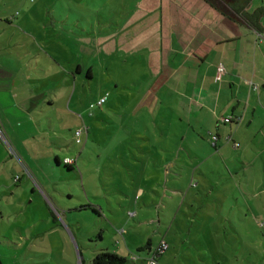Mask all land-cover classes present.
I'll use <instances>...</instances> for the list:
<instances>
[{"label": "rangeland", "instance_id": "obj_1", "mask_svg": "<svg viewBox=\"0 0 264 264\" xmlns=\"http://www.w3.org/2000/svg\"><path fill=\"white\" fill-rule=\"evenodd\" d=\"M204 11L215 12L204 0H0L1 264H89L102 251L147 264L162 241L157 264H264V195L238 194L207 157L215 122L201 130L180 97L195 69L177 57L158 68L159 18L176 17L177 45L200 48ZM256 54L263 74L264 44ZM257 164L261 175L264 152Z\"/></svg>", "mask_w": 264, "mask_h": 264}, {"label": "crops", "instance_id": "obj_2", "mask_svg": "<svg viewBox=\"0 0 264 264\" xmlns=\"http://www.w3.org/2000/svg\"><path fill=\"white\" fill-rule=\"evenodd\" d=\"M247 12L252 18L250 24L245 21L236 24L216 11H204L202 24H206L204 26L207 27L205 29L207 32L200 41L202 42L200 48L192 47V43L177 45L176 37L180 38L177 34L179 31L175 32L170 20L176 17L167 16L166 22L163 20L164 17L159 18L161 27L158 28L159 38L156 39L155 44H157V51H160L161 58L158 63L160 72H163L165 65L168 66L171 62L175 64V57L181 59L179 61L182 67L189 65L188 75L193 68L195 69L192 81L189 76L187 87H183L190 88L192 91L189 95L180 93V97L186 99L183 111L185 110L189 116L188 120L193 116L196 122L202 124L201 130L206 131L212 126L214 128L215 122L214 131L208 132V143L211 146L207 157H220L223 160L226 170L224 175L228 180L236 182L235 190L238 194L258 199L259 196L264 195V182H261L258 188L256 182V179H264V171L261 175L256 173L257 160L260 153L264 152V90L260 92V85H258V82H264V73L261 74L258 71L256 47L264 44V28L261 21L264 17V9L254 13L248 10ZM217 16L220 18L218 19ZM211 23H215V26H209ZM124 35L120 34L122 37L119 38L120 43L124 42V47L135 40L129 35ZM250 49L253 52L252 58L249 57ZM163 51L167 52L165 56L162 55ZM125 62L127 63L126 60ZM219 64H222L224 68L222 74H218L217 71ZM172 75L176 76L179 82L183 81L180 72H173ZM179 82L175 86L178 89L181 88ZM246 82L258 85V89H252L246 85ZM262 87L264 88V85ZM177 93L175 90L169 94L174 97ZM175 108H173L174 111ZM227 117H230V122L223 121ZM223 125H228V128ZM229 136L231 137L228 140ZM214 142L215 145H213ZM209 144L206 146L207 150ZM234 144H238L237 148L233 146ZM213 148L219 152L214 154ZM232 156L238 162L236 166L232 165ZM173 161L178 162V159L172 158L166 164L170 163L169 166L173 168ZM246 168L252 170L250 176L246 174ZM198 170L199 166L194 173ZM169 173L171 172L166 168L165 174ZM251 177L255 178V183L248 181ZM193 184L195 185L191 188L198 186L197 182ZM179 191L178 187L173 189L176 194ZM248 206L252 212L253 206L247 204ZM259 213L264 215L261 211Z\"/></svg>", "mask_w": 264, "mask_h": 264}, {"label": "trees", "instance_id": "obj_3", "mask_svg": "<svg viewBox=\"0 0 264 264\" xmlns=\"http://www.w3.org/2000/svg\"><path fill=\"white\" fill-rule=\"evenodd\" d=\"M208 5L218 12L222 17L229 21L240 23L245 21L252 23V18L248 14L246 8L249 5V0H204ZM88 71V75H89ZM72 163L63 162L65 167L70 171L73 170L75 160ZM56 163L59 164V159L56 157ZM148 246V245H147ZM131 261H134L132 258ZM128 259L114 252L102 251L96 254L89 264H126ZM1 264V262H0Z\"/></svg>", "mask_w": 264, "mask_h": 264}, {"label": "built area", "instance_id": "obj_4", "mask_svg": "<svg viewBox=\"0 0 264 264\" xmlns=\"http://www.w3.org/2000/svg\"><path fill=\"white\" fill-rule=\"evenodd\" d=\"M218 74H222L224 72V68L222 66V64H219L218 68H217ZM246 85L250 86L252 89L257 90L258 87L254 84H252L251 82H246ZM103 103V100H100L98 102V105H101ZM230 117H227L225 119H223L224 122H230ZM76 135L79 136L80 135V131L76 132ZM0 136L3 138V134L1 133L0 130ZM228 140L230 139L229 137L227 138ZM78 141V140H77ZM213 145H215V142L213 143ZM235 147L238 146V144H234ZM168 246L167 243L162 241L160 242V244L158 245L157 249L151 254V257L147 259V264H157V257L162 254L163 252H165L167 250ZM133 260H136V258H132Z\"/></svg>", "mask_w": 264, "mask_h": 264}]
</instances>
